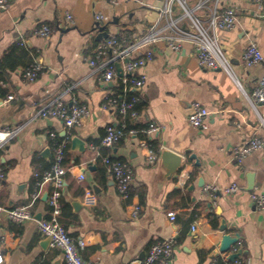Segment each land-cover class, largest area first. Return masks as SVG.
I'll list each match as a JSON object with an SVG mask.
<instances>
[{"label":"crops","instance_id":"1","mask_svg":"<svg viewBox=\"0 0 264 264\" xmlns=\"http://www.w3.org/2000/svg\"><path fill=\"white\" fill-rule=\"evenodd\" d=\"M162 4L163 0H118L117 4L12 0L6 10L0 9V128L19 127L0 158L5 170L0 181L2 264H66L62 251L46 242L37 229L36 220L50 215L48 201L42 199L50 184L45 183L41 195L32 199L34 169L43 173L52 160L50 131L58 139L69 135L59 221L71 236L84 241L81 254L91 264H127L144 257L152 242L167 237L175 241L167 264H228L229 253L237 249L243 264H264V209L254 206L249 196L251 191L264 192V152L252 151L240 162L232 153L233 147L253 135L264 139V104L254 109L246 97L257 86L264 64L246 65L242 59L250 41L256 42L264 57V18L256 15L252 0L219 2L220 9L236 8L234 28L218 33L234 78L224 70L201 67L189 43L179 52L158 42L130 54L135 58L146 49L152 51L137 70V75L145 76L140 92L125 90L117 72L111 81L101 80L88 63L95 46L104 40L97 39L100 32L110 37L126 33L132 41L154 23ZM66 13L72 15L70 24ZM96 13L105 18L98 22ZM42 24L53 28L49 37L32 34ZM34 61L43 70L33 81H26L23 71ZM127 91L144 103L133 120L142 128L103 147L100 141L106 128L122 121L116 108L101 107L104 97L127 98ZM8 94L13 98L5 101ZM57 96L85 103L90 115L71 128L59 119L37 115ZM193 101L209 111L202 128L188 122ZM151 123L159 128L149 132ZM73 136L85 141L83 153L71 145ZM143 140L158 145L153 163L147 161ZM45 150L50 154L44 155ZM101 151L130 165L129 199L120 197L113 177L97 158ZM164 151L180 156L178 169L171 168V160H163ZM232 183L239 189L224 194L222 190ZM135 204L140 211L133 218ZM23 205H29L34 219L22 223L9 219L6 210ZM221 220L226 222V232L238 234L239 241L229 252L214 255L223 234L218 229Z\"/></svg>","mask_w":264,"mask_h":264},{"label":"built area","instance_id":"2","mask_svg":"<svg viewBox=\"0 0 264 264\" xmlns=\"http://www.w3.org/2000/svg\"><path fill=\"white\" fill-rule=\"evenodd\" d=\"M12 0H0V9L6 10ZM112 4H117L118 0H108ZM240 1V0H237ZM211 2V5L209 4ZM220 0H163L159 8L158 16L138 38L128 41L126 38L113 36L100 41L88 58V63L99 74V78L109 82L116 76L114 63L123 62L128 57V62H123L122 81L124 89L141 88L145 84L144 75H126L127 72L138 70L152 57V51L146 49L145 52L137 57H131L130 54L148 45L164 42L168 48L179 52L183 49L185 43L193 46L198 64L203 68L221 69L231 75L233 71L229 57L221 47L218 33L223 30L234 28L237 21L235 7L219 8ZM256 7V15L264 18V0H252ZM95 18L98 22L105 17L101 13H96ZM66 20L72 23V15L66 13ZM53 28L48 24H42L36 27L32 34L40 37H49ZM24 40L21 41L23 43ZM124 44V45H123ZM242 59L246 65L257 63L264 64V57L258 45L250 41L242 52ZM42 66L34 61L23 71V78L26 81H33L41 72ZM238 82V81H237ZM3 84V82L1 81ZM246 97L252 107L256 109L257 105L264 104V73L260 77L257 86ZM13 95L8 94L5 101H9ZM139 101L138 96L131 98H118L114 95L104 97L102 108L114 107L122 117L119 126H108L100 141L103 147H111L118 142L126 132L133 133L134 128L126 130L124 120L129 117L136 120L140 112L135 108ZM192 111L188 116V122L194 126L202 128L205 126V119L209 111L199 101L191 103ZM37 115L43 118H56L61 120L66 127L71 128L81 124L84 118L90 115V109L85 103L73 98L70 102L64 101L61 96H57L51 103L40 107ZM159 127L153 123L149 124L148 131H155ZM19 131V127L3 126L0 128V158L1 151L6 144L14 138ZM49 143L52 151V163L49 169L43 173L34 169V188L32 199H37L42 193V187L49 183L51 188L47 192V201L51 208L48 218H42L37 221L38 231L45 237L51 238V243L62 251L66 264H91L84 259L81 250L84 247V241L81 238H75L70 235L65 226L59 221L61 210V189L65 182L67 168L64 165L66 151L69 144V135L64 139H58L56 133L49 132ZM143 147L147 149V161L153 163L157 159V152L152 148L148 140L141 141ZM264 152V139L257 135L245 140L242 144L233 147L232 153L235 160L242 161L252 151ZM106 171L113 177L116 189L123 199H129L131 195V182L133 171L130 165L121 159L111 155H101ZM5 177V170L0 162V181ZM84 175L80 174V178ZM216 190L214 186L209 187ZM239 189V185L232 183L225 187L222 192L228 194ZM250 199L254 206L264 209V192L251 191ZM2 208L0 207V212ZM140 206L135 204L131 211V217L136 218L139 215ZM7 216L12 221L22 223L28 219H34L33 212L29 205L17 206L6 210ZM174 219V215H171ZM175 241L172 237L159 239L152 242L144 257L133 259L127 264H167V258L171 255ZM3 254L0 244V264L3 263ZM228 264H243L242 260L234 259Z\"/></svg>","mask_w":264,"mask_h":264},{"label":"water","instance_id":"3","mask_svg":"<svg viewBox=\"0 0 264 264\" xmlns=\"http://www.w3.org/2000/svg\"><path fill=\"white\" fill-rule=\"evenodd\" d=\"M109 37L110 36L107 32H100L97 35V39H99V40L107 39ZM128 60H129V58L126 57L123 59V62L126 63V62H128ZM114 65H115L117 75L122 77L124 75V72L122 69L121 62L116 61L114 63ZM126 75H137V70H134L132 72H127ZM131 90L136 91V92H140L141 88H132ZM70 142H71V145L73 146V148H77V150H79L82 153L85 151V141L82 140L81 138H79L78 136L71 137ZM43 154L44 155L50 154L49 150H45ZM191 157L195 158V155H191ZM162 158H163V160H165V159L171 160V163H172L171 168L173 170L178 169L181 166L180 165V156L175 155L174 153H172L170 151H164L162 153ZM86 164H87L89 169L94 168V164L92 161H88ZM198 184L200 187H202L204 185L202 179L199 180ZM42 199L43 200L47 199V192L43 194ZM74 205H75V207H77V204H74ZM218 229L220 231H222L223 234L221 235L217 249H215V251H214V255H218L221 252H229V250L231 249V246L239 241V235L238 234L231 235L230 233L226 232L227 226H226L225 220H221ZM46 242H48V243L51 242V238L46 237ZM240 254H241V249H237L236 251L229 253L228 259L230 261H233L234 259H237L240 256Z\"/></svg>","mask_w":264,"mask_h":264},{"label":"trees","instance_id":"4","mask_svg":"<svg viewBox=\"0 0 264 264\" xmlns=\"http://www.w3.org/2000/svg\"><path fill=\"white\" fill-rule=\"evenodd\" d=\"M117 37L118 38H126L127 39V42L128 41H131L130 40V37L128 36V34H126V33H121V34H119V35H117ZM124 45V44H123ZM3 76H2V73H1V71H0V78H2ZM127 95H128V97L127 98H131V97H134V96H137L136 94H134V92L132 93V92H129V91H127ZM139 97V101L135 104V108L140 112V110L142 109V107H143V101H141V98H140V96H138ZM124 122H125V124H126V130L128 131L129 129H131V128H134V129H138V128H142V126H140V125H138V124H133V120L131 119V118H129V117H127L125 120H124ZM151 146H152V148L157 152V150H158V145H157V143L155 142V141H151ZM101 155H105V152L104 151H101V153H100ZM98 159H100V156L99 157H97ZM51 163H52V160H51V162L45 167V171L47 170V169H49L50 168V166H51ZM33 183H34V181H33Z\"/></svg>","mask_w":264,"mask_h":264}]
</instances>
